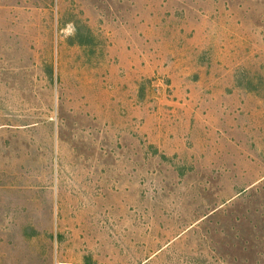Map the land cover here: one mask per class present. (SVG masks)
I'll return each mask as SVG.
<instances>
[{
  "label": "rangeland",
  "instance_id": "374dc122",
  "mask_svg": "<svg viewBox=\"0 0 264 264\" xmlns=\"http://www.w3.org/2000/svg\"><path fill=\"white\" fill-rule=\"evenodd\" d=\"M0 264H264V0H0Z\"/></svg>",
  "mask_w": 264,
  "mask_h": 264
}]
</instances>
